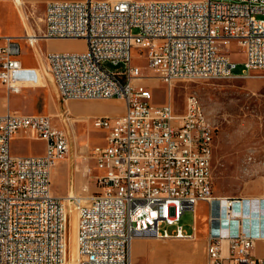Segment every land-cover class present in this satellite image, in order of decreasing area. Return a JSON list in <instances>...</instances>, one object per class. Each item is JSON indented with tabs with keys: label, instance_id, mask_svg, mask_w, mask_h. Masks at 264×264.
<instances>
[{
	"label": "built area",
	"instance_id": "2783aa9c",
	"mask_svg": "<svg viewBox=\"0 0 264 264\" xmlns=\"http://www.w3.org/2000/svg\"><path fill=\"white\" fill-rule=\"evenodd\" d=\"M42 21L36 37H0V83L8 93L22 91L12 79L23 69L22 41L35 49L42 40L83 39L85 52L44 56L59 99H117L125 113L89 120L106 132L105 146L76 141L67 109L62 125L49 115H0V264H66L73 212L77 264H132L137 236L196 238L197 224L188 233L180 220L201 203L209 214L207 264H264L254 253L264 241V198L215 195V124L208 113L200 118L199 99L188 96L182 114L171 100L155 104L132 64L137 51L168 96L179 81L264 77V0H46ZM231 42L245 56L240 75L219 47ZM106 62L125 68L109 72ZM20 135L43 141L44 153L13 154ZM72 150L101 172L95 195L52 194V171Z\"/></svg>",
	"mask_w": 264,
	"mask_h": 264
},
{
	"label": "rangeland",
	"instance_id": "374dc122",
	"mask_svg": "<svg viewBox=\"0 0 264 264\" xmlns=\"http://www.w3.org/2000/svg\"><path fill=\"white\" fill-rule=\"evenodd\" d=\"M46 0H0V37H23L40 35L44 28L43 15ZM2 40L0 39V43ZM22 59L27 65L38 64L36 52L41 53H81L87 49L83 39L42 40L35 50L24 41L20 43ZM220 49L229 53L238 64L234 73L240 75L244 69L245 56L236 42L221 44ZM40 53V52H39ZM43 59L42 56L39 55ZM132 64L142 69L145 78L137 84L148 87L155 104L171 100L177 113L185 111L186 99L196 96L206 115L215 124L213 150V190L217 196H262L264 195V77L234 80H186L176 82L168 96V88L156 74L147 68L145 59L133 54ZM45 77L33 90L20 94H9L0 83V114L17 112L21 114H42L58 117L65 109L72 112L71 127L74 138L79 143L90 142L92 146H105L106 132L94 129L90 121L99 117V112L111 109L123 110L122 101L111 99L109 104L95 101L71 100L64 103L58 97L56 85L48 72L44 60ZM109 72H121L124 64H104ZM23 74L15 72L14 75ZM45 78L47 80H45ZM48 81V82H47ZM37 88V89H36ZM119 101V102H118ZM123 103V102H122ZM12 142L15 155L30 156L44 153V142L20 135ZM72 150L71 156L58 164L52 171L51 192L54 196L67 199L68 196L90 197L99 192L95 176L101 172L91 159L77 160ZM77 169V170H76ZM208 208L201 203L196 213L186 211L180 220L183 229L192 233L197 224V235L192 240H161L148 236H137L132 243V264H207L206 237L208 231ZM73 226V225H72ZM174 227H168L171 232ZM73 235V229L72 234ZM67 264H77L76 235ZM73 256L72 261L71 257Z\"/></svg>",
	"mask_w": 264,
	"mask_h": 264
},
{
	"label": "crops",
	"instance_id": "0c3cea01",
	"mask_svg": "<svg viewBox=\"0 0 264 264\" xmlns=\"http://www.w3.org/2000/svg\"><path fill=\"white\" fill-rule=\"evenodd\" d=\"M7 37H10V36H7ZM2 44H3V41L0 43V45H2ZM39 55L42 56L43 59L41 57H39ZM44 56H45V54L41 53V51L39 50L38 53L36 52V59H37L38 64H36V65H27V64L24 63V61L22 59V53H21L20 60L22 62L23 69L21 71H18V72H22L23 74H19V75H16V76L13 74V77H12L13 82L16 83L17 85L21 86L22 91L20 93H22L24 91H27V90L35 89V87L41 81V75H42L43 78L45 77V68L43 67L44 66V60H45ZM45 80H47V79L45 78ZM2 86H4V85H2ZM93 101L101 102V103H104V104H109V102H110V100H102V101L93 100ZM120 104L123 106V110L122 111L117 112V111H114V110L106 108L103 111L99 112L98 116L99 117H110V118H118V117L123 116L124 113H125V106H124V104L122 102ZM0 113H3V111H1ZM0 115H3V114H0ZM31 115H35V114H31ZM17 138H19V137H16L15 139H17ZM238 197H242V198H264V195H262V196H257V195H253V196H238ZM254 253H255V255L257 257H263L264 256V241H258L257 242V246H256V249H255Z\"/></svg>",
	"mask_w": 264,
	"mask_h": 264
},
{
	"label": "bare ground",
	"instance_id": "6f19581e",
	"mask_svg": "<svg viewBox=\"0 0 264 264\" xmlns=\"http://www.w3.org/2000/svg\"><path fill=\"white\" fill-rule=\"evenodd\" d=\"M28 36H30V37H36V35H34V34H30ZM200 109H201L200 110V118H207V115H206L205 111L203 110V108L201 107V105H200ZM69 197H73V196H68L67 198H69ZM65 200H66V198H65ZM72 215H73V221H72V223H73V235L71 236V247L73 245L72 238L74 236V232H75V235H76V214H74V212H73ZM76 247H77V245H76ZM68 256H69V254H68ZM68 256H67L66 264L68 263ZM77 258H78V251H77ZM71 259L74 262L73 256L71 257Z\"/></svg>",
	"mask_w": 264,
	"mask_h": 264
}]
</instances>
